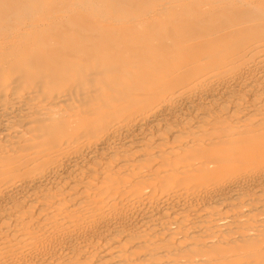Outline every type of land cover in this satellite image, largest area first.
Returning <instances> with one entry per match:
<instances>
[{
  "label": "bare ground",
  "instance_id": "1",
  "mask_svg": "<svg viewBox=\"0 0 264 264\" xmlns=\"http://www.w3.org/2000/svg\"><path fill=\"white\" fill-rule=\"evenodd\" d=\"M0 264H264V0H0Z\"/></svg>",
  "mask_w": 264,
  "mask_h": 264
}]
</instances>
